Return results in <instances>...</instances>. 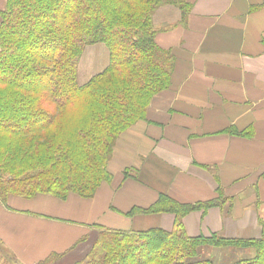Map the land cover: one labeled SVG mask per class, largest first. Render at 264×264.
<instances>
[{"label":"crops","instance_id":"obj_1","mask_svg":"<svg viewBox=\"0 0 264 264\" xmlns=\"http://www.w3.org/2000/svg\"><path fill=\"white\" fill-rule=\"evenodd\" d=\"M6 1L0 0V10ZM189 1L183 17L173 4L152 16L155 43L175 59L171 84L152 97L145 119L117 137L107 163L109 180L89 198L11 195L0 204V244L17 264H37L50 253L68 251L93 235L94 226L170 230V212L126 214L149 207L160 194L195 203L218 198L221 189L227 198L223 205L184 216L190 237L261 236L264 0ZM108 61L105 45L87 46L79 82L101 72ZM90 240L66 257L82 252Z\"/></svg>","mask_w":264,"mask_h":264},{"label":"trees","instance_id":"obj_2","mask_svg":"<svg viewBox=\"0 0 264 264\" xmlns=\"http://www.w3.org/2000/svg\"><path fill=\"white\" fill-rule=\"evenodd\" d=\"M189 0H7L0 10V204L11 195L32 198L70 193L92 197L109 180L107 163L117 137L145 119L154 95L171 84L174 56L154 40V12ZM103 44L109 61L86 82L78 80L87 46ZM227 198L180 203L166 194L126 214L170 212V230L122 231L94 226L62 253L37 264H62L89 239L90 249L65 264H264V224L259 238L186 235L183 218L218 207ZM213 248H252L249 257L218 262ZM1 251V244H0ZM217 258V257H216ZM0 264H17L0 255Z\"/></svg>","mask_w":264,"mask_h":264},{"label":"rangeland","instance_id":"obj_3","mask_svg":"<svg viewBox=\"0 0 264 264\" xmlns=\"http://www.w3.org/2000/svg\"><path fill=\"white\" fill-rule=\"evenodd\" d=\"M176 7H178V6H176ZM88 244H89V242L87 243V246L82 250V252H78V253L74 254L73 256H70V257H67V259H64L63 260L64 263H62V264L74 262L75 260L81 259V257H83L87 253V251L90 249L91 245L90 244L88 245ZM204 248H205L206 253H207L206 255H208L210 253V256H212V257L217 256V258H214V259L218 262H232V261H235L237 259H240V257H249L250 255L253 254L252 248L237 249V248H232V247L228 248L227 247L228 251H225V250L221 251V249H216L217 252L215 251V253L217 255H215V253L213 252V250H215V248H213L211 246H205ZM219 250H220V252H223L224 254L219 253ZM1 251H2L3 255H7V256L10 255L11 256V254L6 249H4L2 246H1Z\"/></svg>","mask_w":264,"mask_h":264}]
</instances>
